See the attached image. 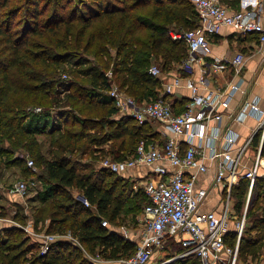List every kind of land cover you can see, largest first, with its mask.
<instances>
[{
	"label": "trees",
	"instance_id": "obj_1",
	"mask_svg": "<svg viewBox=\"0 0 264 264\" xmlns=\"http://www.w3.org/2000/svg\"><path fill=\"white\" fill-rule=\"evenodd\" d=\"M17 17L25 20L15 24L24 25L21 30L14 27ZM197 21L190 0H0V165L43 184L32 218L36 225L48 219L45 232L70 231L88 254L107 260L135 251L132 239L100 222L115 223L125 210L129 178L101 167L98 157L123 160L140 141L153 144L159 135L151 122L119 116L107 91L115 83L138 103L159 99L160 78L148 69L156 63L169 71L181 62L187 46L170 33L194 28ZM183 108L173 107L177 113ZM258 141L256 135L253 145ZM26 156L36 170L26 165ZM84 156L90 159L82 162ZM248 184L239 179L231 188L237 215ZM140 189L127 191L143 208L148 197ZM263 189L261 175L239 241L241 262L260 258L256 248L264 245ZM74 190L90 205L77 200ZM225 240L233 246L235 232ZM86 257L80 246L64 240L41 255L37 242L19 227L0 231V264H95ZM166 264L201 263L189 256Z\"/></svg>",
	"mask_w": 264,
	"mask_h": 264
},
{
	"label": "built area",
	"instance_id": "obj_2",
	"mask_svg": "<svg viewBox=\"0 0 264 264\" xmlns=\"http://www.w3.org/2000/svg\"><path fill=\"white\" fill-rule=\"evenodd\" d=\"M190 1L197 12V25L181 33H170L174 39H183L187 46L189 57L180 67L189 70L192 62L204 56L209 60L202 62L197 79L185 77V87L190 91V97L184 108L177 113L161 97L138 103L115 83L107 91L119 116L131 118L139 124L158 122L170 135L158 145L140 141L134 153L123 160L105 157L100 161L101 167L119 174L135 166L151 168V173L136 180L148 197L139 217L136 249L127 257L112 260L113 264H166L189 256L197 257L201 264H245L249 260V264H264V257L252 262L251 259L241 262L238 258L239 241L246 228V212L253 185L255 179L263 175L264 96H250L232 114L235 123L242 124L247 119L254 122L251 134L241 140L236 130L224 124L221 108L228 109L234 95L236 97L238 92H244L242 69L246 56L241 51L232 55H215L211 41L212 37L228 27L244 38L254 36L255 49H260L264 44V2L258 0L249 7L236 10L221 0ZM226 71L231 78L225 89L202 91V87L208 86L210 78ZM148 73L154 77L162 75L156 63L150 65ZM107 75L110 77L111 74ZM177 84V81L163 82L161 95L170 94ZM35 110L40 111V108ZM256 135H259V141L254 146ZM180 137L185 143L183 150ZM207 161L215 165L212 186L221 184L227 190V200L220 213L201 208L208 188L199 185L198 176L206 172ZM25 162L35 169L30 157L26 156ZM239 179L249 182L241 215L234 212L230 202L231 185ZM3 190L6 194L24 198L29 192V185L18 180ZM76 199L85 206L90 205L78 192ZM100 222L105 226L104 220ZM24 229L30 233L28 227ZM230 231L235 232L233 246L225 240ZM33 234L40 239L38 249L41 255L46 254L50 245L57 240L70 241L83 248L70 231ZM174 246L180 250L172 251Z\"/></svg>",
	"mask_w": 264,
	"mask_h": 264
},
{
	"label": "crops",
	"instance_id": "obj_3",
	"mask_svg": "<svg viewBox=\"0 0 264 264\" xmlns=\"http://www.w3.org/2000/svg\"><path fill=\"white\" fill-rule=\"evenodd\" d=\"M221 1L230 8L237 10V9H242L244 7H249L251 4L255 3L258 0H221ZM261 1L264 2V0ZM218 39L219 41H217ZM211 41L213 44V54L215 55L218 56L232 55L236 51H241L246 56V62L242 69V76L245 79L244 82L245 84L243 85L244 92L243 93L238 92L236 97L234 95L233 99L230 101L228 109L221 108V114H223L224 124L228 127H231L233 130H236L240 134L241 136L240 139L242 140L243 137H246L251 134V129L254 128V122L250 119H247L242 124L235 123V121L232 119V114L234 115L235 111L238 110V108L243 103V101L250 98V96L253 95L264 96V44L260 47V49H255V42L253 38H247V37L244 38L241 35L237 34L233 29L228 27L223 28L220 34H217L214 37H212ZM231 45L238 47V50L236 49L232 50ZM204 60L208 61L209 58L207 56H204L201 59L192 62L189 65L192 66L191 69L189 70L183 67L181 68L180 64L177 63L174 66H172V68L169 71H162V75L158 77L160 78L161 81V87L159 88V98L161 97L165 101H168L175 109L184 107L186 101L183 102V100L184 99L187 100L190 97V91L185 87V77L190 76L191 78L197 79L199 77V68L200 66H202V62ZM230 78L231 75L229 72L227 71L222 72L218 76L210 78L209 79L210 82L208 86L206 88L202 87V91L209 89L213 90L218 88L225 89L227 87V81ZM167 81H173V82L177 81L178 84L174 86L173 91L170 94L161 95L163 88L162 84L163 82H167ZM180 102H181V107L177 105V103ZM155 123H157L158 126L157 128L156 127L153 128L154 131L157 132V134L159 135L158 136L159 138L158 140L154 141V144L158 145L163 143L165 138L170 135L162 124L158 122ZM179 142L182 147L181 149L183 150L185 148V143L182 137L179 138ZM105 148H108V144L105 145ZM245 160H247V162L250 163V161H248V158L245 157ZM262 163L264 165V160H262ZM207 164H208V168L206 172L204 173L202 172L198 176L199 185L207 186L208 188L207 189L208 194L206 196V199L202 202L201 208L202 210L211 209L216 211L217 213H220L223 209L224 203L227 200V195H226L227 190L221 184L212 186L215 178V171H216L215 165L213 163L211 164L209 161H207ZM10 168L18 169L16 167H10ZM3 169L7 170L9 168L3 167ZM0 173H1L0 174V182H1L4 174L2 171ZM146 173H151V168L149 166H135L130 168L123 175L127 176V178H129L130 181L136 182L137 179H139L140 177H142V175H145ZM262 173L264 174V166L262 168ZM36 181L38 182L37 184L41 185L39 189L41 191L43 189V184L39 180ZM233 185H231V188ZM37 191L35 193V196L32 197H30V194L28 192V194L24 198H21L19 196H15L11 198L15 200V202L11 199H7L6 197L7 194L5 192L0 194V209H4L5 207H7L5 205H10L11 203L16 204L13 206V209H11L12 212L0 216V231H3L6 228H10L13 226L19 227L25 232L26 236L31 237L32 241L37 242V247H38L40 239L39 237L35 236L33 233H41L45 231V227H46V223L48 222V219L45 218L43 221H39V223L36 225L32 218L33 208L39 204V201L36 199ZM74 192L76 191L74 190ZM3 201L4 203L5 202L7 203L4 204ZM230 202L233 206V210H235L234 196L232 195L231 192H230ZM29 203H32L31 205L33 206H28ZM18 218L22 219L24 222H20L21 220H19ZM28 224L30 225V228ZM25 227H28L30 233H27L25 231L24 229ZM138 227L132 229L126 228L122 236H124L125 238L126 237L130 238L133 240L134 243H136L138 239ZM40 228L42 229L38 231ZM252 261L253 260H251V262ZM249 262L245 264H249Z\"/></svg>",
	"mask_w": 264,
	"mask_h": 264
},
{
	"label": "rangeland",
	"instance_id": "obj_4",
	"mask_svg": "<svg viewBox=\"0 0 264 264\" xmlns=\"http://www.w3.org/2000/svg\"><path fill=\"white\" fill-rule=\"evenodd\" d=\"M46 13H48V12H46ZM17 18L14 19V22H15L14 23V27L18 28L19 30H21L24 25L22 27H20L21 25H15V24H16V22H19V24H21V23L24 24L25 20L23 19V17L22 18L20 17L18 19ZM16 20H19V21H16ZM30 22L31 21H29V23H27V24L28 25L31 24ZM217 41H219V39ZM231 49L232 50L233 49L238 50V47H236L234 45L233 46L231 45ZM187 57H189L188 52H187V56L181 62H179V64L183 65L182 62ZM70 60H71V58H70ZM63 66H66L67 68L70 67V65L68 63H66ZM86 66H88V65H86ZM152 100H156V99H152ZM151 126L154 127V128L155 127L157 128L158 124L153 121V122H151ZM103 156H104L103 154L99 155L98 160L100 158H101L100 160H102ZM106 157H110V155H107ZM89 159L90 158H88V156H84L83 159H82V162H86ZM262 160H264V159H262ZM2 169H3V167L1 166L0 167V172L2 171L4 176L2 177V180L0 182V194L4 192L3 189H4L5 186H7L9 184H13V183H15L18 180H23V181L28 183L30 197L35 196V193H36L37 190L40 191L39 189H40L41 185L37 184L38 182L36 181V179L33 176H23V175L20 174L18 169H15V168H9L7 170H5V169L2 170ZM128 182H129L128 185H125L126 191H125L124 197H123L124 200H125V210L117 218L115 223H110V222L107 221L106 218H104V219L102 218V220H104V222H105V226H107V228H109V230L116 231L120 235L124 234L126 228L132 229V228H136V227H138V225H140L139 224V220H140L139 217H140L141 212H142V205L143 204L138 206L137 205L138 199L133 198L132 195H130V193H129L130 191L129 192L127 191V189L132 190V192L139 191V190H141L140 186L138 184H136V182H134V181L128 180ZM263 190L261 192H263ZM261 194H263V193H261ZM15 196H17V195L16 194H7L6 195L7 199H11V198H13ZM254 198H255V191L253 190L252 193H251V196H250V202H252ZM11 200H13V199H11ZM13 201L15 202V200H13ZM244 202H245V199H244ZM3 203H4V201H3ZM6 203L7 202H5L4 204H6ZM234 203H235V199H234ZM31 204L32 203H29L28 206H33ZM14 205H16V204L15 203H11L10 205H5L7 207H5L4 209H0V212L2 210L5 213L12 212L11 209H13ZM126 208H130V209L128 210ZM42 228H43V226H42ZM42 228H40L38 231H40ZM82 250H83L84 256H87L86 258L90 259L95 264H113L112 260H107V259L103 258L99 254L92 255V254H88L85 251V249L82 248ZM255 253H256V257L263 258V256H264V245L263 244L259 245L256 248V252Z\"/></svg>",
	"mask_w": 264,
	"mask_h": 264
},
{
	"label": "bare ground",
	"instance_id": "obj_5",
	"mask_svg": "<svg viewBox=\"0 0 264 264\" xmlns=\"http://www.w3.org/2000/svg\"><path fill=\"white\" fill-rule=\"evenodd\" d=\"M264 159V158H263Z\"/></svg>",
	"mask_w": 264,
	"mask_h": 264
}]
</instances>
